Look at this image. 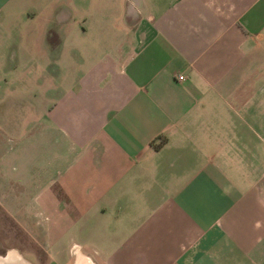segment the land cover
Segmentation results:
<instances>
[{
    "label": "crops",
    "instance_id": "0c3cea01",
    "mask_svg": "<svg viewBox=\"0 0 264 264\" xmlns=\"http://www.w3.org/2000/svg\"><path fill=\"white\" fill-rule=\"evenodd\" d=\"M16 29L49 83L0 82V264H264V0H0L1 63Z\"/></svg>",
    "mask_w": 264,
    "mask_h": 264
},
{
    "label": "rangeland",
    "instance_id": "374dc122",
    "mask_svg": "<svg viewBox=\"0 0 264 264\" xmlns=\"http://www.w3.org/2000/svg\"><path fill=\"white\" fill-rule=\"evenodd\" d=\"M21 30V27H20ZM19 29H16L13 32H9V41L10 47L17 53L15 56V62H9L8 64L1 63L2 67H11L9 70L10 75L6 78V74L1 76L0 70V82L2 83V93L10 99L9 104L12 106L15 104L14 101H19L21 103L24 100L25 104L32 105L35 101L32 100V96L30 95L35 89L42 90L47 87L48 80L44 79V72H41L42 63H40V57L37 55V49H33V43L30 42L29 38L26 40L29 43V47L22 48V33ZM6 36V34L0 33V40L2 39V35ZM112 33H105L104 36ZM100 33L97 32H87L83 36H72L69 38V44L67 50L69 53H65L66 62H64L67 71L69 74L73 75L76 73L82 72L87 66V55L84 53L86 49H92L88 55L91 57L94 54H97L101 51L97 46V41ZM102 35V33H101ZM31 36V33H30ZM83 45H86L85 47ZM86 48V49H84ZM2 51V49H0ZM19 52V54H18ZM22 55L21 57H19ZM7 65V66H4ZM40 76V85L35 80ZM8 112V118L15 119L16 117V108H13ZM20 231V229H16L11 221L7 219L6 214H4L0 209V252L4 251L6 248L12 245L22 244L25 246L24 248H29V242L25 238Z\"/></svg>",
    "mask_w": 264,
    "mask_h": 264
},
{
    "label": "bare ground",
    "instance_id": "6f19581e",
    "mask_svg": "<svg viewBox=\"0 0 264 264\" xmlns=\"http://www.w3.org/2000/svg\"><path fill=\"white\" fill-rule=\"evenodd\" d=\"M12 258H15V256L11 253L7 254L6 257L4 258H0V261H6V260H9V259H12Z\"/></svg>",
    "mask_w": 264,
    "mask_h": 264
},
{
    "label": "built area",
    "instance_id": "2783aa9c",
    "mask_svg": "<svg viewBox=\"0 0 264 264\" xmlns=\"http://www.w3.org/2000/svg\"><path fill=\"white\" fill-rule=\"evenodd\" d=\"M177 78H178V79H181V76H178Z\"/></svg>",
    "mask_w": 264,
    "mask_h": 264
},
{
    "label": "flooded vegetation",
    "instance_id": "af4514ba",
    "mask_svg": "<svg viewBox=\"0 0 264 264\" xmlns=\"http://www.w3.org/2000/svg\"><path fill=\"white\" fill-rule=\"evenodd\" d=\"M2 252H0V254H1Z\"/></svg>",
    "mask_w": 264,
    "mask_h": 264
}]
</instances>
